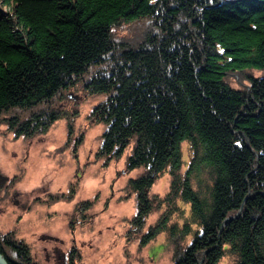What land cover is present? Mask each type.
I'll return each instance as SVG.
<instances>
[{
	"label": "trees",
	"instance_id": "1",
	"mask_svg": "<svg viewBox=\"0 0 264 264\" xmlns=\"http://www.w3.org/2000/svg\"><path fill=\"white\" fill-rule=\"evenodd\" d=\"M144 18L140 41L115 37ZM78 82L107 95L101 154L146 170L132 223L161 215L140 244L165 233L174 264H264V0H0V122L47 131ZM0 252L38 264L14 232Z\"/></svg>",
	"mask_w": 264,
	"mask_h": 264
},
{
	"label": "rangeland",
	"instance_id": "2",
	"mask_svg": "<svg viewBox=\"0 0 264 264\" xmlns=\"http://www.w3.org/2000/svg\"><path fill=\"white\" fill-rule=\"evenodd\" d=\"M149 30L144 18L123 21L114 33L140 41ZM106 99L78 82L58 101L62 116L47 131L18 136L8 120L0 122V234L25 240L38 264H174L165 233L140 244L161 210L144 230L132 223L138 196L131 180L146 170L129 168V151L114 158L101 154L106 123L94 111ZM183 148L188 159V144ZM171 180L162 173L152 194L165 195ZM233 261L227 254L218 264Z\"/></svg>",
	"mask_w": 264,
	"mask_h": 264
},
{
	"label": "water",
	"instance_id": "3",
	"mask_svg": "<svg viewBox=\"0 0 264 264\" xmlns=\"http://www.w3.org/2000/svg\"><path fill=\"white\" fill-rule=\"evenodd\" d=\"M0 264H9L6 257L0 252Z\"/></svg>",
	"mask_w": 264,
	"mask_h": 264
}]
</instances>
